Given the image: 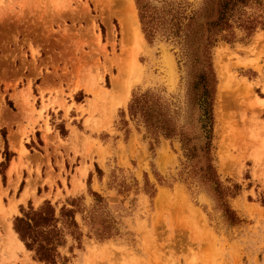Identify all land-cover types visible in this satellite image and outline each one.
I'll return each mask as SVG.
<instances>
[{
    "label": "rangeland",
    "instance_id": "rangeland-1",
    "mask_svg": "<svg viewBox=\"0 0 264 264\" xmlns=\"http://www.w3.org/2000/svg\"><path fill=\"white\" fill-rule=\"evenodd\" d=\"M181 61L175 43L147 41L135 0H0V185L15 188L4 199L0 190L2 253L45 264L13 224L30 203L50 201L57 212L78 209L83 234L80 247L68 237L57 264H264V29H236L212 49L211 155L234 223L190 176L180 141L156 139L129 113L149 93L183 120L190 70Z\"/></svg>",
    "mask_w": 264,
    "mask_h": 264
},
{
    "label": "trees",
    "instance_id": "trees-1",
    "mask_svg": "<svg viewBox=\"0 0 264 264\" xmlns=\"http://www.w3.org/2000/svg\"><path fill=\"white\" fill-rule=\"evenodd\" d=\"M139 11L143 33L149 43L161 36L178 45L182 61L189 68L190 84L185 118L168 106L160 103L149 93L135 95L129 105L133 120L140 119L147 131L158 137L178 139L184 151L190 176L210 192L224 208L227 219L234 223L235 213L224 202L226 193L219 181L213 164L214 101L217 76L212 63V49L220 41L232 43L236 29L253 34L261 26L263 16L249 14L247 9L264 13L262 0H204L200 7L187 3L162 0L163 6L152 5L147 0H135ZM253 6V7H249ZM257 6V7H254ZM264 15V14H263ZM181 61V62H182ZM12 106V103H10ZM6 150L7 140L4 135ZM8 152L6 159L9 161ZM2 167V165H1ZM100 202L102 197L93 192ZM76 206V201H72ZM78 209L63 206L59 212L45 201L38 208L29 204L22 209L21 216L14 219L13 229L19 240L34 259L45 264H57L62 254L60 249L68 243V237L81 246L82 232L76 219ZM91 215V222L97 221ZM97 229L101 239L109 238L111 226L107 221L99 223ZM110 228V229H109Z\"/></svg>",
    "mask_w": 264,
    "mask_h": 264
},
{
    "label": "crops",
    "instance_id": "crops-1",
    "mask_svg": "<svg viewBox=\"0 0 264 264\" xmlns=\"http://www.w3.org/2000/svg\"><path fill=\"white\" fill-rule=\"evenodd\" d=\"M5 189L6 188L3 185H0V190L2 191V199H4L8 194L9 195L13 194L15 188L12 187L11 189L8 190V192H5ZM19 195L21 196L22 192ZM20 196L18 198H20ZM14 235H16V234L14 233ZM20 245L24 248V246L22 244H20ZM2 251H3V246H1V244H0V264H25L24 262H26V263L29 262L28 260H23L24 258H22V257H24L25 253L22 251H18L17 253H16V251L11 252L10 250L5 251L4 253H2ZM15 255L18 256V259H17V257H15ZM32 262L35 264H39V263L35 262L34 260H32Z\"/></svg>",
    "mask_w": 264,
    "mask_h": 264
},
{
    "label": "bare ground",
    "instance_id": "bare-ground-1",
    "mask_svg": "<svg viewBox=\"0 0 264 264\" xmlns=\"http://www.w3.org/2000/svg\"><path fill=\"white\" fill-rule=\"evenodd\" d=\"M130 6H131V1H130ZM133 6V5H132ZM131 6V7H132ZM130 10V9H129ZM130 12V11H129ZM128 19H129V17H128ZM131 19L133 20V23H132V25H133V27H134V30H136L137 29V25H138V22H137V18L135 17V10H134V8L132 7V11H131ZM126 20V19H125ZM131 20V21H132ZM130 21V22H131ZM126 21H124L123 19L121 20V29H122V33H125L126 32V23H125ZM133 29V28H132ZM138 29H139V27H138ZM137 31H139V30H137ZM136 31V32H137ZM139 33V32H138ZM140 34V33H139ZM126 69H128L126 66H122L121 67V71H120V73L115 77V80H114V83H113V85H112V93H113V96H114V93L115 92H117L116 90V85L118 84V81H119V78H120V76L121 75H123V73H125L126 72ZM113 98V97H112Z\"/></svg>",
    "mask_w": 264,
    "mask_h": 264
}]
</instances>
